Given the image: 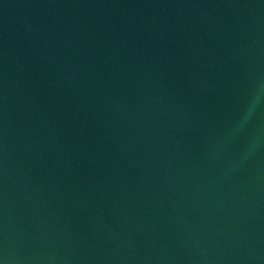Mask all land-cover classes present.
<instances>
[{"label": "water", "instance_id": "obj_1", "mask_svg": "<svg viewBox=\"0 0 264 264\" xmlns=\"http://www.w3.org/2000/svg\"><path fill=\"white\" fill-rule=\"evenodd\" d=\"M0 264H264V0H0Z\"/></svg>", "mask_w": 264, "mask_h": 264}]
</instances>
